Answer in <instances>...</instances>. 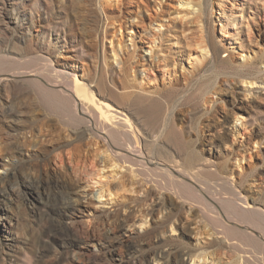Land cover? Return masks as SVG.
I'll use <instances>...</instances> for the list:
<instances>
[{
	"label": "rangeland",
	"instance_id": "obj_1",
	"mask_svg": "<svg viewBox=\"0 0 264 264\" xmlns=\"http://www.w3.org/2000/svg\"><path fill=\"white\" fill-rule=\"evenodd\" d=\"M198 33L214 54L190 55ZM51 66L122 111L137 149L183 178L154 186L127 162L86 177L94 148L96 160L110 153L91 133L76 137L40 97L34 80L48 88L65 78L48 79ZM1 72L11 76L0 85V264H239L231 242L264 260L229 191L264 211V0H0ZM52 139L68 145L52 150ZM37 153L50 163L31 160ZM54 179L77 184L79 210L62 216L48 205ZM100 181L110 194L98 202ZM138 184L155 199L142 201ZM129 210L128 244L112 250L107 218Z\"/></svg>",
	"mask_w": 264,
	"mask_h": 264
},
{
	"label": "bare ground",
	"instance_id": "obj_2",
	"mask_svg": "<svg viewBox=\"0 0 264 264\" xmlns=\"http://www.w3.org/2000/svg\"><path fill=\"white\" fill-rule=\"evenodd\" d=\"M28 31L30 33H34V37L36 38V36L40 33V27L37 24H31L28 27ZM189 40L191 47V49L189 48L190 55H192L191 52H195V50L200 51V55L207 54L208 49L212 50V46L208 36L202 33H198L192 36ZM212 54H214L213 50ZM48 71V79L53 80L56 77H65L62 80H65L66 84L69 85V87H65L58 83L62 80H59L57 83L53 84L52 87L48 88H46V86H44L39 79H37V81L39 82L34 80V84L39 88V91H41L39 93L40 97L45 101L46 104H48L50 108H52L56 112L57 117H59L64 124L72 127V131L74 132L76 137L84 135L85 133H91L94 136L102 139V147H104V150H108L110 153V157L107 155L109 158L104 157L101 160H96V156L99 151V148L96 146V148H94L93 154L91 155L92 157H89L88 159L90 161L89 169L82 170V173L86 177L100 178L102 171L100 165L102 166V164L109 163L110 166L115 167L117 162L119 164L127 162L132 166L135 165L139 167L137 173L143 178L144 183L152 181L154 183V186H168L172 181L176 180L175 176L180 177L181 179L183 178V173H181V171L178 170L176 172L169 167L162 168L160 167V163H158L157 160L153 161L154 157H148V155L144 154L140 150V148L137 149L136 145H134L136 144L134 141L136 137L134 136V134H132V129L128 117L119 109L112 107L111 105L97 97L92 89L89 88L88 83L86 84L85 82L81 81V79H78L76 77L73 81H69L68 77L74 76V73L71 69L68 68L67 70H65L51 66L48 68ZM9 76L11 75L5 72H1L0 85L5 84V82L9 81ZM7 113L12 114L15 112L14 109L9 108L7 110ZM236 120H239V118L236 117ZM49 143L52 150H61L68 145L66 143L58 141L57 139H55L54 141L52 139V141H49ZM40 144L37 145L39 146V151L43 150ZM46 145H49L48 142L47 144H45V146ZM32 159H35V162L41 166H46L50 163L49 156L44 153H37L34 155V157H31V160ZM59 159L61 160V157ZM26 162L27 161H25V163ZM154 162L155 165L151 166L150 164ZM15 163L16 160L10 164L9 172L13 170ZM9 172L5 171L4 173L6 175L9 174ZM153 175H155V177L152 178ZM159 175H161L162 177L159 178ZM52 183L55 184L57 191L53 192V194L48 195V205L52 206L54 209H57V211L60 212L62 216H68L71 210H79L80 201L78 202L74 192L77 184L69 183V181H67L66 179H54ZM223 183H227V181H223ZM127 185L128 183L126 182L119 183L117 185V188H125ZM137 187L139 188L137 192L142 193V201L155 199L153 195V189L144 188L142 184H138ZM232 188L229 190L233 194V197L230 199L232 211L234 212L235 216L246 219L248 222H250L255 231L259 232H257L256 240L259 244V247H261L264 252V211L259 207H256V205L249 204L247 198L244 195L234 192ZM104 193L110 194V188L107 183L101 182L94 195L95 201L99 202ZM153 208L151 207L146 215L152 212ZM208 211H210L208 212V215H210L211 209H208ZM170 218L171 217L167 215L164 219V222L170 221ZM107 219H111L113 224L111 226L110 232V234L113 236L110 237L112 239L110 248H117L123 244H128L127 238L125 237V235H123L125 234L123 231L126 226L132 225L134 223L133 213L131 212V210H129L124 215H121L120 211L115 212L111 214ZM219 221L222 223V219H219ZM106 222L107 220L100 219L99 224L86 226L85 230L88 237L87 239H96L98 234H100L98 232V226L103 225ZM219 226H221V224ZM220 230L221 228H219L218 230L216 229L215 232L217 234H223V232H221ZM233 230L235 231L234 228ZM147 234V243L152 244L153 240L150 236V231H148ZM261 235H263V237H261ZM156 240L158 242L161 240V238H158V235H156ZM239 246L238 244L236 245L235 243L231 242V247L236 249L235 251L238 250L239 256H237V262L239 264H264V260H260V256L257 257L256 255L249 253L248 250L240 248ZM152 252L158 253L157 250H153Z\"/></svg>",
	"mask_w": 264,
	"mask_h": 264
}]
</instances>
